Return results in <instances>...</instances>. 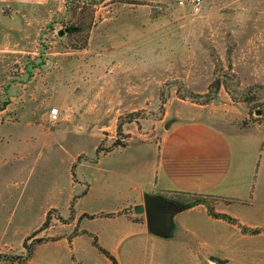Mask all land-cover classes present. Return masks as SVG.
Returning <instances> with one entry per match:
<instances>
[{"label": "rangeland", "instance_id": "obj_1", "mask_svg": "<svg viewBox=\"0 0 264 264\" xmlns=\"http://www.w3.org/2000/svg\"><path fill=\"white\" fill-rule=\"evenodd\" d=\"M180 1L50 0L4 7L0 132L16 137V127L36 120L50 134L29 141L21 158L0 151V264H113L95 239L116 250L119 264H264V237L211 234L215 227L190 243L194 254L184 250L187 244L162 240L159 252L127 257L125 244L108 241L111 218L105 213L115 205L98 202L92 192L87 159L115 141L157 140L177 120L210 116L245 126L264 118V0H203L199 13ZM71 83L82 98L64 138L57 134L61 121L52 126L49 117L56 87ZM28 108L30 116H21ZM79 150L88 153L71 163ZM176 196L203 198L213 207L219 202L208 194ZM253 229L259 228L241 227L257 234ZM242 248L260 255L248 261L240 257ZM208 252L229 260H209Z\"/></svg>", "mask_w": 264, "mask_h": 264}, {"label": "crops", "instance_id": "obj_2", "mask_svg": "<svg viewBox=\"0 0 264 264\" xmlns=\"http://www.w3.org/2000/svg\"><path fill=\"white\" fill-rule=\"evenodd\" d=\"M49 1L0 0V22L5 18V6L45 5ZM56 88L59 97L51 107L59 108L61 126L57 134L64 137L73 131L72 113H75L82 94L78 95V87L73 83ZM30 109L28 112L23 109L21 116H30ZM222 125L229 129L225 130ZM15 130L16 137L3 130L0 132L3 155L12 152L21 158L20 155H27L29 141L39 138L34 142L40 143L48 140L50 134L44 133L36 120L34 123L28 120L24 127ZM72 142L70 145L75 143ZM98 143L94 145L96 153ZM78 145L81 147L82 143ZM134 145L137 147L133 149ZM85 153L88 152L79 150L72 154L71 163ZM87 161H91L87 167L94 170L91 188L92 192L95 190L96 200L115 205L105 213L111 218L107 225L108 241L118 246L125 244L127 257H141L148 250L152 254L159 252V246L164 244L162 240L187 244L184 250L190 249L194 254L197 249L195 246L190 248V243L204 240L210 232L209 227L218 229L211 232L214 235L232 230L241 240L264 237L262 231L251 234L241 230L243 226L264 229V118H256L245 126L233 121L221 123L210 116L177 120L157 140H130L125 145L100 151ZM84 164L80 162V165ZM146 193L163 195L171 200L181 193L214 195L219 198L215 211L235 218L237 223L214 217L207 205L198 204L179 212L173 236L162 238L149 232L145 214L134 211L136 204L144 202ZM82 229L84 234L97 235L88 228ZM240 250V257L248 261L260 255L258 251ZM109 251L114 255L117 253L115 249ZM206 257L229 260L223 253L208 252ZM210 263L219 264L217 260Z\"/></svg>", "mask_w": 264, "mask_h": 264}, {"label": "water", "instance_id": "obj_3", "mask_svg": "<svg viewBox=\"0 0 264 264\" xmlns=\"http://www.w3.org/2000/svg\"><path fill=\"white\" fill-rule=\"evenodd\" d=\"M260 113V111H258ZM171 121L165 124L169 126ZM185 206L163 195L146 193L144 202L136 204L134 211L145 214L149 232L162 238H170L176 229V216Z\"/></svg>", "mask_w": 264, "mask_h": 264}, {"label": "trees", "instance_id": "obj_4", "mask_svg": "<svg viewBox=\"0 0 264 264\" xmlns=\"http://www.w3.org/2000/svg\"><path fill=\"white\" fill-rule=\"evenodd\" d=\"M216 85L219 86V83H217ZM119 144L120 143L118 141H115L109 147V150L112 149L113 147L119 145ZM184 194H187V193H184ZM189 194L202 195V194H198V193H189ZM172 200L175 201V202L180 203L183 206H185V209L189 208V207H192V206H195V205H198V204H205V205H207L210 214L213 215L214 217L224 218V219H227V220H229V221H231L233 223H237V220L235 218H233V217H231V216H229L227 214H223V213H219V212L215 211L214 207L212 205L208 204L206 202V200H204L203 198H197V199L192 200V201H189V200L183 201V200H180V199H177V198H175V199L173 198ZM46 222L47 221H45V223H44L45 225H46ZM260 230H262V229H260V228L259 229H253L252 232L258 233ZM94 243L113 262V264H119L117 259L115 258V256L109 250H107L106 248H104L101 245H99V243L97 242L96 239H95Z\"/></svg>", "mask_w": 264, "mask_h": 264}, {"label": "built area", "instance_id": "obj_5", "mask_svg": "<svg viewBox=\"0 0 264 264\" xmlns=\"http://www.w3.org/2000/svg\"><path fill=\"white\" fill-rule=\"evenodd\" d=\"M191 3L192 6V11L194 13H199L202 9V3L203 0H188ZM180 4H184V1L181 0ZM59 115H60V111L57 107H54L50 110V122L52 125L57 124V122L59 121Z\"/></svg>", "mask_w": 264, "mask_h": 264}]
</instances>
